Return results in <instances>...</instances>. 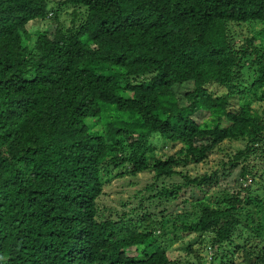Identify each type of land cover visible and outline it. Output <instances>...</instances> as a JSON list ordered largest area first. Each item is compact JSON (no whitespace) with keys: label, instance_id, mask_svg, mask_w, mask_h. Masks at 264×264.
Masks as SVG:
<instances>
[{"label":"trees","instance_id":"trees-1","mask_svg":"<svg viewBox=\"0 0 264 264\" xmlns=\"http://www.w3.org/2000/svg\"><path fill=\"white\" fill-rule=\"evenodd\" d=\"M255 24L264 0H0V264H264V30H233ZM178 230L209 261L172 260Z\"/></svg>","mask_w":264,"mask_h":264},{"label":"rangeland","instance_id":"rangeland-1","mask_svg":"<svg viewBox=\"0 0 264 264\" xmlns=\"http://www.w3.org/2000/svg\"><path fill=\"white\" fill-rule=\"evenodd\" d=\"M44 29H45V25L38 24V23H35L34 26L29 27V30L32 33H35L37 30H44ZM233 30L235 33V37L238 40L236 42L239 46H242L244 44L243 40L247 39L248 37L253 38L255 40L256 43L254 44H258L260 39L263 37L262 32L264 30V26L260 24L244 25L241 28L234 26ZM240 40H242V43H240ZM254 71H256V69H254ZM245 75L247 78H249L247 74ZM253 100L254 99L251 98L249 102H253ZM245 103L246 102H240L236 99L231 100L230 102L232 107L237 108V109H239L241 106H244ZM252 106L254 108H258L260 111L264 109L263 102H260V104L252 103ZM159 146H163V145L159 144ZM179 147H181V145H179ZM242 147H244V142L242 141H236L233 143H229L228 141H226L224 143V148L226 150L218 151L217 153L212 154L210 157L209 165L218 164L222 160L221 158H224V159L227 158L228 152L233 153L235 152V150L242 148ZM177 148H175L174 146L170 148L169 146V148L165 149L164 151H166L168 154L169 153L173 154L175 150H177ZM209 170L210 168L207 170V172H209ZM200 172H204V171L199 170L198 173ZM240 178H241L240 168L234 171L223 173L221 175V182H220L221 188L220 189L229 190L230 192H234L235 189L237 188L238 181ZM133 179L134 177L124 176L122 178L113 180L110 183V185L105 188L104 192L106 193V195L103 197L104 204L107 206H112L113 208L118 210L120 213H122L123 211H130L133 207H137L141 199H130V196H132L138 189H140L143 184L139 183L137 185L131 186L130 182ZM147 179H148L147 177L144 178V181H146ZM175 181L178 182L179 180H175ZM252 184H253V187L256 189L257 188L261 189L262 187L264 188V175L262 179L257 178V183H251L249 181V182H246L244 186L252 185ZM259 194L261 196L264 195L262 191ZM190 196L192 197L191 192L190 193L187 192L184 195L186 199L190 198ZM123 200H127L125 205L120 203ZM182 200H180V202ZM160 242H161V247L169 254V257L172 260H184L186 258H195V253L189 256L186 252L188 249V245L190 244L193 245L192 248L195 249V251L198 252L201 256L203 257L207 256V260L210 259V256H211V250L209 249L205 250L203 246H200L198 244V239L195 234H184V232H182L181 230L175 231L174 234L170 232L166 238H161ZM142 249H143L142 247H139L138 250L133 248L131 251H133L134 256L139 257V256L144 255V252L142 251Z\"/></svg>","mask_w":264,"mask_h":264}]
</instances>
